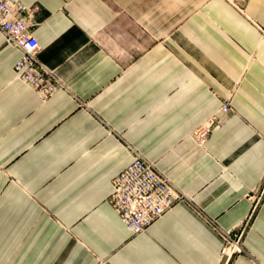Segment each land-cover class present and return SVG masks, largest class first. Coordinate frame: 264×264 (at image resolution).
<instances>
[{
	"label": "crops",
	"instance_id": "obj_1",
	"mask_svg": "<svg viewBox=\"0 0 264 264\" xmlns=\"http://www.w3.org/2000/svg\"><path fill=\"white\" fill-rule=\"evenodd\" d=\"M15 1L62 85L17 80L0 33V264H227L223 233L264 264V0ZM131 148L186 198L135 236L109 202Z\"/></svg>",
	"mask_w": 264,
	"mask_h": 264
},
{
	"label": "built area",
	"instance_id": "obj_2",
	"mask_svg": "<svg viewBox=\"0 0 264 264\" xmlns=\"http://www.w3.org/2000/svg\"><path fill=\"white\" fill-rule=\"evenodd\" d=\"M30 11L15 0H0V33L9 46L21 51L15 65V78L28 85L43 101L51 98L61 87V82L39 59L41 45L29 28L30 24L21 14ZM229 112L228 105L221 109ZM218 122L212 116L196 130L198 141L204 143L211 129ZM133 162L112 181L113 192L109 202L132 235L144 233L153 223L161 219L176 203L185 199L168 177L158 170L156 164L142 154L130 149ZM224 247L221 257L229 264L235 255L244 251L241 236L223 233Z\"/></svg>",
	"mask_w": 264,
	"mask_h": 264
},
{
	"label": "rangeland",
	"instance_id": "obj_3",
	"mask_svg": "<svg viewBox=\"0 0 264 264\" xmlns=\"http://www.w3.org/2000/svg\"><path fill=\"white\" fill-rule=\"evenodd\" d=\"M229 107V106H228ZM196 131L195 132H193V138H194V140H195V142L199 145V146H204L203 144L206 142H204V143H201L200 141H198V139H197V137H196ZM209 137V136H208ZM208 139V138H207ZM258 197H259V202H262L263 201V199H264V183H263V185L261 186V189H260V191H259V194H258ZM186 200V198L184 199V201ZM240 245L242 246V248L244 249V251L242 252V253H240V254H237V255H241V254H243V253H245L246 251H245V248H244V245H243V240H242V237H241V242H240ZM229 246V244L228 243H224V245H223V248H222V251H223V249H224V247H228ZM222 251H221V253H222ZM237 255H235V256H237ZM234 256V257H235Z\"/></svg>",
	"mask_w": 264,
	"mask_h": 264
}]
</instances>
